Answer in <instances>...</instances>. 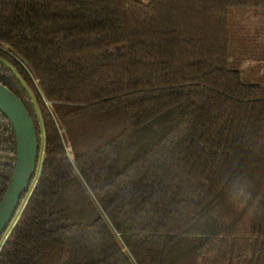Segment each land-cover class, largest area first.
<instances>
[{"label":"trees","instance_id":"16d2710c","mask_svg":"<svg viewBox=\"0 0 264 264\" xmlns=\"http://www.w3.org/2000/svg\"><path fill=\"white\" fill-rule=\"evenodd\" d=\"M264 0H0V84L35 170L0 264H264V83L230 62ZM16 154L0 112V200Z\"/></svg>","mask_w":264,"mask_h":264},{"label":"water","instance_id":"95a60500","mask_svg":"<svg viewBox=\"0 0 264 264\" xmlns=\"http://www.w3.org/2000/svg\"><path fill=\"white\" fill-rule=\"evenodd\" d=\"M0 112L8 120L16 154L11 177L0 200V234L10 222L24 189L34 174L38 144L32 121L23 104L0 84Z\"/></svg>","mask_w":264,"mask_h":264},{"label":"rangeland","instance_id":"374dc122","mask_svg":"<svg viewBox=\"0 0 264 264\" xmlns=\"http://www.w3.org/2000/svg\"><path fill=\"white\" fill-rule=\"evenodd\" d=\"M230 62L245 80L264 83V8H232Z\"/></svg>","mask_w":264,"mask_h":264}]
</instances>
